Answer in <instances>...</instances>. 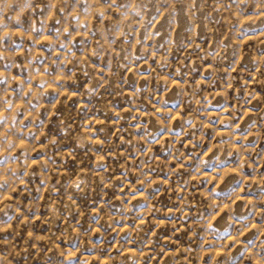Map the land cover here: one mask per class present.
I'll return each instance as SVG.
<instances>
[{
    "label": "clouds",
    "instance_id": "9594fccd",
    "mask_svg": "<svg viewBox=\"0 0 264 264\" xmlns=\"http://www.w3.org/2000/svg\"><path fill=\"white\" fill-rule=\"evenodd\" d=\"M262 144L264 0H0V264H264Z\"/></svg>",
    "mask_w": 264,
    "mask_h": 264
},
{
    "label": "rangeland",
    "instance_id": "374dc122",
    "mask_svg": "<svg viewBox=\"0 0 264 264\" xmlns=\"http://www.w3.org/2000/svg\"><path fill=\"white\" fill-rule=\"evenodd\" d=\"M261 147H264V144H262ZM262 171H264V169H262ZM262 194H264V191L249 193V195H253V196H259V195H262ZM113 211H115V210H113ZM0 219H5V222H7L6 218L0 217ZM92 219H93V222H94L96 218L93 217ZM46 230L47 229H45V231ZM96 242L98 243L99 241L97 240ZM109 243H111V241H109ZM73 246H76V245L74 244ZM159 260H160V258H158L157 261L154 262V264H159ZM94 264H95V262H94ZM164 264H167V259L166 258L164 259Z\"/></svg>",
    "mask_w": 264,
    "mask_h": 264
}]
</instances>
